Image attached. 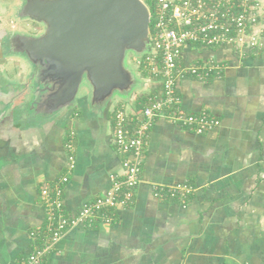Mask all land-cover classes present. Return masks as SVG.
Returning a JSON list of instances; mask_svg holds the SVG:
<instances>
[{"label": "crops", "instance_id": "1", "mask_svg": "<svg viewBox=\"0 0 264 264\" xmlns=\"http://www.w3.org/2000/svg\"><path fill=\"white\" fill-rule=\"evenodd\" d=\"M256 31L254 50L183 49V66L223 65L219 76L184 75L177 83L181 109L204 111L219 126L197 134L156 118L131 204L113 209L109 224L66 231L45 264H264V8ZM1 37L0 264H18L34 248L30 233L45 224L41 186L66 174V142H74L75 166L63 203L74 216L122 172L112 143L115 109L140 119L144 101L161 89L136 69L127 95L96 107L85 95L52 120L29 119L20 108L29 68L3 52ZM175 185L189 189L185 198L169 192Z\"/></svg>", "mask_w": 264, "mask_h": 264}, {"label": "built area", "instance_id": "2", "mask_svg": "<svg viewBox=\"0 0 264 264\" xmlns=\"http://www.w3.org/2000/svg\"><path fill=\"white\" fill-rule=\"evenodd\" d=\"M150 14L149 51L134 58L137 69L160 82V94L151 95L140 110L137 119L124 107L114 111L112 143L122 155L120 177L111 176V185L101 196L86 202L74 216H68L63 203V187L75 166L74 142L66 144V174L54 184L42 185L45 224L42 230L33 231L34 248L18 264H45L47 255L66 231L89 228L95 222L109 224L113 209L131 204L134 190L140 183L144 149L153 122L158 117L202 134L220 121L202 111L188 113L180 107L177 93L178 80L184 75L205 81L219 76L223 65L217 61L183 66V49L186 46L219 47L254 50L259 46L256 28L263 12L262 0H141ZM188 188L175 185L169 188L172 195L185 198Z\"/></svg>", "mask_w": 264, "mask_h": 264}, {"label": "water", "instance_id": "3", "mask_svg": "<svg viewBox=\"0 0 264 264\" xmlns=\"http://www.w3.org/2000/svg\"><path fill=\"white\" fill-rule=\"evenodd\" d=\"M17 1L14 20H29L39 30L6 32L1 48L29 68L20 104L27 118L54 119L82 88L91 107L132 90L136 74L126 54L150 47V14L141 0Z\"/></svg>", "mask_w": 264, "mask_h": 264}, {"label": "rangeland", "instance_id": "4", "mask_svg": "<svg viewBox=\"0 0 264 264\" xmlns=\"http://www.w3.org/2000/svg\"><path fill=\"white\" fill-rule=\"evenodd\" d=\"M17 0H0V37L1 35L5 34L6 32L9 31H20L24 32L26 34H35V32H38L39 28L36 26L35 23H32L29 20H18L13 18V9L17 5ZM28 25H32L31 28L34 30V32L30 31L28 29ZM4 36V35H3ZM2 38V37H1ZM144 51V46L142 45L139 50H134V51H128L126 54V65L130 69H132L134 72L137 69L135 63H134V58L140 57V55ZM144 54V53H143ZM137 80V79H136ZM136 87V83L134 84V87L132 90ZM131 92V91H130ZM128 92L127 94H129ZM126 94V95H127ZM86 95V89L82 88L80 91L79 97H84ZM118 96H123V94H117Z\"/></svg>", "mask_w": 264, "mask_h": 264}, {"label": "trees", "instance_id": "5", "mask_svg": "<svg viewBox=\"0 0 264 264\" xmlns=\"http://www.w3.org/2000/svg\"><path fill=\"white\" fill-rule=\"evenodd\" d=\"M145 101H146V100H145ZM145 101H144V102H145ZM143 105H144V103H143Z\"/></svg>", "mask_w": 264, "mask_h": 264}]
</instances>
